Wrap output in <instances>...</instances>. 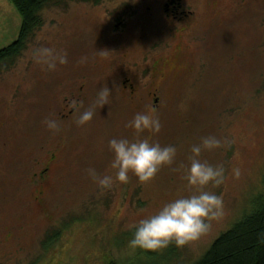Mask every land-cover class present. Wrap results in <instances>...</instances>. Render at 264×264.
Instances as JSON below:
<instances>
[{"label":"rangeland","instance_id":"1","mask_svg":"<svg viewBox=\"0 0 264 264\" xmlns=\"http://www.w3.org/2000/svg\"><path fill=\"white\" fill-rule=\"evenodd\" d=\"M164 1H54L20 55L0 67V264H154L130 247L134 226L192 194L183 177L203 137L222 142L199 159L224 168L223 183L204 189L222 198L223 216L199 240L154 252H173L171 264L194 262L262 191L264 0H184L192 14L183 20L165 17ZM1 16L0 49L18 36ZM106 86L109 104L78 125ZM148 112L161 129L140 138L174 146L175 162L149 183L131 172L121 183L109 141L135 140L127 125ZM89 169L112 186L101 188ZM55 230L59 238L46 245Z\"/></svg>","mask_w":264,"mask_h":264},{"label":"clouds","instance_id":"2","mask_svg":"<svg viewBox=\"0 0 264 264\" xmlns=\"http://www.w3.org/2000/svg\"><path fill=\"white\" fill-rule=\"evenodd\" d=\"M40 55L51 57L53 62L48 63V67L55 68L56 57L52 56L51 50L44 49ZM58 59L61 64L67 63L66 54ZM110 94L108 86L101 88L95 103L80 114L77 124L90 122L96 107L102 108L109 104ZM43 123L50 130H58V125L53 120L46 119ZM127 127L134 129L137 138H113L109 141V149L114 154L111 167L117 170L116 179L121 183H128L130 172L138 177L141 184L149 183L162 167L171 166L175 162L177 150L171 145L161 146L148 138H140L146 130L158 133L161 129L159 119L150 112L137 113ZM221 146V140L215 136L203 137L200 144L192 146L190 163L183 177L187 180L192 194L166 203L158 213L141 219L134 226L136 230L129 242L130 247L158 251L174 243L176 247L182 248L205 235L211 228V221L222 218V198L204 189L209 184L219 186L223 183L224 168L222 165L214 166L199 159L202 151ZM89 174L101 188L112 186V177L97 176L94 169H89ZM235 175H239V170H235Z\"/></svg>","mask_w":264,"mask_h":264},{"label":"trees","instance_id":"3","mask_svg":"<svg viewBox=\"0 0 264 264\" xmlns=\"http://www.w3.org/2000/svg\"><path fill=\"white\" fill-rule=\"evenodd\" d=\"M11 1L20 14L21 25L17 38L0 49V67H7L8 62H13L20 55L30 37L43 25L42 11L59 0ZM262 184V191L251 198L240 217L221 232L197 260L189 264H264V175ZM59 235V230L51 232L44 243L51 244ZM141 252L148 260L155 259L154 264H171L169 259L173 252L164 256L151 250L141 249Z\"/></svg>","mask_w":264,"mask_h":264},{"label":"flooded vegetation","instance_id":"4","mask_svg":"<svg viewBox=\"0 0 264 264\" xmlns=\"http://www.w3.org/2000/svg\"><path fill=\"white\" fill-rule=\"evenodd\" d=\"M88 2H92V3L96 4L97 6L103 5V0H89ZM183 2H184V0H165L163 2V4L161 5L162 9L164 11L165 17H168L169 19L183 20L186 17L190 16V13L192 11H188V10L182 8L183 7ZM152 3L153 2L150 1V3H148V4L145 3L144 6L151 10V7H153ZM140 6L142 7L143 4L140 5ZM137 11L139 12V10H137ZM119 23L120 24L123 23V20H119ZM115 26L118 27V24H116ZM138 38L141 41H143L145 39V36L143 34H140L138 36ZM115 52H117L116 49H115ZM170 64H171V61L169 59L165 60L164 62H161V65H162L161 68L163 69L164 67H169L168 65H170ZM183 65H185V63L182 64L181 66H183ZM156 100H157V98H156ZM71 111H73V110H71Z\"/></svg>","mask_w":264,"mask_h":264},{"label":"crops","instance_id":"5","mask_svg":"<svg viewBox=\"0 0 264 264\" xmlns=\"http://www.w3.org/2000/svg\"><path fill=\"white\" fill-rule=\"evenodd\" d=\"M0 8L4 9V11L0 10V14L3 15L1 16V19L3 20V23L5 24L4 28H7L8 33L14 36L15 38L19 32V24H20V18H21L20 14H18L19 20H14L16 19L15 17H17V15H14V13H16L17 10L12 4L11 0H0ZM8 11L12 13H10L11 16L6 17V14ZM12 21H15L17 24L13 25ZM5 34H7V32H5Z\"/></svg>","mask_w":264,"mask_h":264}]
</instances>
